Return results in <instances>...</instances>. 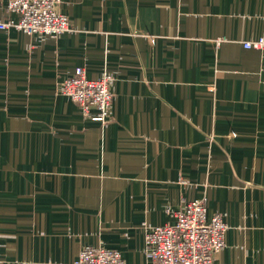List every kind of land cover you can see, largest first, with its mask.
I'll return each instance as SVG.
<instances>
[{"label": "crops", "instance_id": "crops-1", "mask_svg": "<svg viewBox=\"0 0 264 264\" xmlns=\"http://www.w3.org/2000/svg\"><path fill=\"white\" fill-rule=\"evenodd\" d=\"M0 0V19L17 20ZM73 31L0 30V264L86 246L152 264L185 200L227 223L212 264H264V0H60ZM112 76L107 122L59 91Z\"/></svg>", "mask_w": 264, "mask_h": 264}, {"label": "built area", "instance_id": "built-area-1", "mask_svg": "<svg viewBox=\"0 0 264 264\" xmlns=\"http://www.w3.org/2000/svg\"><path fill=\"white\" fill-rule=\"evenodd\" d=\"M60 0H7L6 10L18 19H0V30L16 28L28 34L58 36L73 28L68 16L56 6ZM245 48L264 50V34L242 42ZM112 76L104 72L88 78L83 68H76L59 85V91L76 102L84 113L90 107L97 110L102 122H107L113 93ZM173 224L148 225L144 228V252L152 264H212L214 254L225 244L227 223L221 214L206 216L204 198L185 200L174 212ZM65 264H125L117 249L104 246H84L78 256Z\"/></svg>", "mask_w": 264, "mask_h": 264}, {"label": "water", "instance_id": "water-1", "mask_svg": "<svg viewBox=\"0 0 264 264\" xmlns=\"http://www.w3.org/2000/svg\"><path fill=\"white\" fill-rule=\"evenodd\" d=\"M58 6H56V9H57Z\"/></svg>", "mask_w": 264, "mask_h": 264}]
</instances>
